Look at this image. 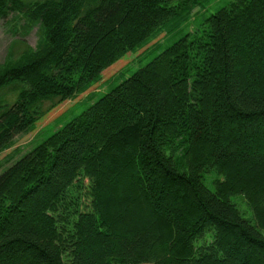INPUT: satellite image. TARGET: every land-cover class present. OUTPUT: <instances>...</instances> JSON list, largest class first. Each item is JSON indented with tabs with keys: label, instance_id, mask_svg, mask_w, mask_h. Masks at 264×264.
<instances>
[{
	"label": "trees",
	"instance_id": "obj_1",
	"mask_svg": "<svg viewBox=\"0 0 264 264\" xmlns=\"http://www.w3.org/2000/svg\"><path fill=\"white\" fill-rule=\"evenodd\" d=\"M197 1L0 0L45 38L0 71V153ZM0 264H264V0L210 14L1 173Z\"/></svg>",
	"mask_w": 264,
	"mask_h": 264
},
{
	"label": "rangeland",
	"instance_id": "obj_2",
	"mask_svg": "<svg viewBox=\"0 0 264 264\" xmlns=\"http://www.w3.org/2000/svg\"><path fill=\"white\" fill-rule=\"evenodd\" d=\"M233 1L198 0L169 24L157 29L150 39L116 62L96 82L78 91L71 99L48 112L28 132L18 136L0 153V174L81 115L125 79L145 67L185 34L194 32L210 14L216 13ZM44 41L43 28L25 16L13 13L5 19H0V71L26 61L43 48ZM9 96L13 97L14 93ZM218 179L220 177L216 173H211L207 176L206 183L212 188ZM233 203L246 218L252 220L251 211L243 198H233ZM210 242L211 236H208L198 245Z\"/></svg>",
	"mask_w": 264,
	"mask_h": 264
}]
</instances>
